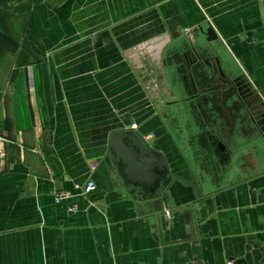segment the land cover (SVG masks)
Segmentation results:
<instances>
[{"label": "crops", "instance_id": "0c3cea01", "mask_svg": "<svg viewBox=\"0 0 264 264\" xmlns=\"http://www.w3.org/2000/svg\"><path fill=\"white\" fill-rule=\"evenodd\" d=\"M192 45L264 101V0H0V264H264V134L217 89L191 97L179 67ZM119 130L154 133L173 175L167 207L124 175ZM90 178L96 191L76 188Z\"/></svg>", "mask_w": 264, "mask_h": 264}, {"label": "flooded vegetation", "instance_id": "af4514ba", "mask_svg": "<svg viewBox=\"0 0 264 264\" xmlns=\"http://www.w3.org/2000/svg\"><path fill=\"white\" fill-rule=\"evenodd\" d=\"M201 51L194 47H187L182 56L186 62L181 65L185 75L191 82L192 98H203L205 92L214 88L229 100V107L225 112L235 113L251 130L259 129L264 134V101L255 91L248 79L237 72L234 73L230 62L223 60L212 47L198 45ZM209 70L212 76L208 75ZM204 80L200 86H195L194 81ZM210 78L209 82H206ZM207 83V84H206ZM210 99V97H209ZM135 188V187H134Z\"/></svg>", "mask_w": 264, "mask_h": 264}, {"label": "water", "instance_id": "95a60500", "mask_svg": "<svg viewBox=\"0 0 264 264\" xmlns=\"http://www.w3.org/2000/svg\"><path fill=\"white\" fill-rule=\"evenodd\" d=\"M199 29L206 34L207 41L212 42L219 39V35L212 24H209L206 29L203 26H200ZM192 47L195 48V45H192ZM196 49L201 51L198 45H196L195 50ZM212 72L209 70L208 75L212 76ZM194 83L195 86H198L196 81H194ZM262 129H264V127H262ZM111 147L116 157L125 164L124 175L133 182V185L136 186L137 177L144 180L145 183L152 186L150 191L155 194L154 197L156 196L160 199V201L164 203V206L167 207L169 200V185L173 180V175L164 152L153 145V140H146L144 135L136 130H119L113 133ZM114 162L118 167L119 164L117 161ZM181 177L182 176H180V178ZM156 180L160 181V183L154 187L153 184ZM189 184L193 185L195 189L194 201L200 200L203 197V186L201 182L197 178H193L192 181H189ZM182 208V206L179 207V209ZM196 213L191 209L190 216L194 228V216ZM166 215L165 211L157 214L160 232H162V218L171 217V215Z\"/></svg>", "mask_w": 264, "mask_h": 264}, {"label": "built area", "instance_id": "2783aa9c", "mask_svg": "<svg viewBox=\"0 0 264 264\" xmlns=\"http://www.w3.org/2000/svg\"><path fill=\"white\" fill-rule=\"evenodd\" d=\"M185 30L186 31H190L189 28H186ZM31 71L32 70L30 68V72ZM31 83H32L31 86L33 88V76H31ZM129 127L131 129H134V128L137 127V124L136 123H132L131 125H129ZM144 137H145L146 140H151L153 138V135L152 134H146V135H144ZM10 141L11 140L8 138V136L6 134L0 133V167H1V169L4 168L3 164H4V160H5V155H6V145ZM95 168H96V166L93 165L92 169H95ZM76 188L81 189L83 193H93L94 191H96L97 185H96L95 181L90 178L84 184H77ZM69 196H70V192L65 191V190L56 191L54 193V198H55V201L57 203H60V202L64 201ZM75 209H76L75 206H72L70 208V210H75ZM170 212L171 211L169 209L166 210V214L167 215H169ZM231 263H232V261H230V264Z\"/></svg>", "mask_w": 264, "mask_h": 264}, {"label": "rangeland", "instance_id": "374dc122", "mask_svg": "<svg viewBox=\"0 0 264 264\" xmlns=\"http://www.w3.org/2000/svg\"><path fill=\"white\" fill-rule=\"evenodd\" d=\"M190 29V28H189ZM189 32V31H188ZM137 48V47H136ZM137 50H144L143 48H139ZM151 50L152 49H148V54H151ZM151 56V55H150ZM149 56V57H150ZM148 63V62H147ZM156 72H158V70H155L154 69V66H151L150 64H147V67L146 69L144 70V73H145V76H146V79L148 82H152L154 85L157 84V75ZM151 84V83H150ZM149 134H152L153 137H154V133H149ZM187 199V198H186ZM209 205V204H208ZM208 205L205 204V203H202V204H197L195 206V210L197 211V213L199 214H203L204 213V210L208 209ZM230 264V261L228 262Z\"/></svg>", "mask_w": 264, "mask_h": 264}, {"label": "bare ground", "instance_id": "6f19581e", "mask_svg": "<svg viewBox=\"0 0 264 264\" xmlns=\"http://www.w3.org/2000/svg\"><path fill=\"white\" fill-rule=\"evenodd\" d=\"M165 212H166V211H165ZM169 215H170V214H169ZM169 215H168V216H169Z\"/></svg>", "mask_w": 264, "mask_h": 264}]
</instances>
